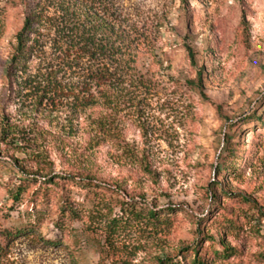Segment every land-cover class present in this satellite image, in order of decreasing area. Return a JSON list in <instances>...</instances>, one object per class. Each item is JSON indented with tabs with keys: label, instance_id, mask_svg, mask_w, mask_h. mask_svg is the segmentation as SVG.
<instances>
[{
	"label": "rangeland",
	"instance_id": "374dc122",
	"mask_svg": "<svg viewBox=\"0 0 264 264\" xmlns=\"http://www.w3.org/2000/svg\"><path fill=\"white\" fill-rule=\"evenodd\" d=\"M0 1V264H193L194 249L264 264V0H113L154 50L109 134L88 119L100 109L38 106L37 76L63 64L48 22L9 74L28 12ZM100 61L90 50L78 72Z\"/></svg>",
	"mask_w": 264,
	"mask_h": 264
},
{
	"label": "trees",
	"instance_id": "16d2710c",
	"mask_svg": "<svg viewBox=\"0 0 264 264\" xmlns=\"http://www.w3.org/2000/svg\"><path fill=\"white\" fill-rule=\"evenodd\" d=\"M23 2L27 6L28 15L23 29L16 35L9 74L14 78L26 70L37 54L38 36L46 25L45 22H48L52 30L55 29L60 35L63 33L60 45L63 64L56 71L53 69L48 71L49 68L46 67L43 69L45 72L42 70L37 76L40 78L36 84L40 91L38 106L45 103L56 107L65 100L67 106L71 104L81 113L90 108L100 109L96 117L91 116L88 119H99L95 123L97 129L106 134L111 133L114 129L111 119L123 117V105L127 102L124 91L127 86L145 84L146 75L138 69L137 64L141 53L147 54L154 50L151 33L139 27L138 22L128 13L117 14L113 0H23ZM3 6L0 1V10ZM189 6L190 0H180L183 12H186ZM51 8L55 9V14L46 16L45 13ZM94 15H100L104 23V28L99 30L100 36L97 26L91 24ZM90 50L95 51L103 61H100L94 70L87 69V74H81L78 72L79 62L88 56ZM60 72L69 74L70 81L60 79L58 76ZM74 77L79 80L74 82L72 80ZM201 77L202 75L200 82ZM27 80L24 85L35 88L34 83ZM190 84L198 85L194 82ZM154 214L152 213L153 216ZM194 250L193 264H208L198 249ZM230 251L226 248L218 254L227 258L228 255L224 254H229Z\"/></svg>",
	"mask_w": 264,
	"mask_h": 264
}]
</instances>
